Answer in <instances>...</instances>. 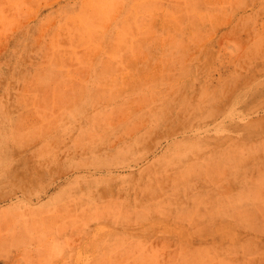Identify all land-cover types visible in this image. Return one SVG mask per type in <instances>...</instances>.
Returning a JSON list of instances; mask_svg holds the SVG:
<instances>
[{"label": "rangeland", "instance_id": "obj_1", "mask_svg": "<svg viewBox=\"0 0 264 264\" xmlns=\"http://www.w3.org/2000/svg\"><path fill=\"white\" fill-rule=\"evenodd\" d=\"M0 264H264V0H0Z\"/></svg>", "mask_w": 264, "mask_h": 264}]
</instances>
